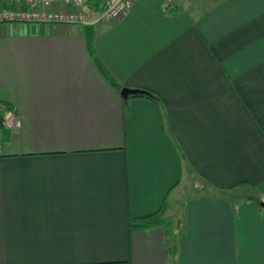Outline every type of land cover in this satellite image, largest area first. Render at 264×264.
I'll use <instances>...</instances> for the list:
<instances>
[{
  "label": "crops",
  "instance_id": "obj_1",
  "mask_svg": "<svg viewBox=\"0 0 264 264\" xmlns=\"http://www.w3.org/2000/svg\"><path fill=\"white\" fill-rule=\"evenodd\" d=\"M0 118V264H264V0L2 24Z\"/></svg>",
  "mask_w": 264,
  "mask_h": 264
},
{
  "label": "built area",
  "instance_id": "obj_2",
  "mask_svg": "<svg viewBox=\"0 0 264 264\" xmlns=\"http://www.w3.org/2000/svg\"><path fill=\"white\" fill-rule=\"evenodd\" d=\"M137 0H0V25L41 23L59 26L94 27L121 19ZM7 5V6H6ZM2 122L6 128L22 126L16 113L5 110Z\"/></svg>",
  "mask_w": 264,
  "mask_h": 264
},
{
  "label": "trees",
  "instance_id": "obj_3",
  "mask_svg": "<svg viewBox=\"0 0 264 264\" xmlns=\"http://www.w3.org/2000/svg\"><path fill=\"white\" fill-rule=\"evenodd\" d=\"M99 1L100 0H90L91 4H94V6H97ZM141 90H143V89H141ZM143 91L146 92L144 95H137V96H131V97L132 98H135V97H141L142 98L143 97V98H149V99L157 100V97L155 95H153V93H151L150 91H148V90H143ZM0 124H2L1 123V118H0ZM160 219H161L160 214L149 216V217H145V218H142V219H140L138 221L135 220L136 224H134L133 226L134 227H148L150 225L157 224V223L161 222Z\"/></svg>",
  "mask_w": 264,
  "mask_h": 264
},
{
  "label": "water",
  "instance_id": "obj_4",
  "mask_svg": "<svg viewBox=\"0 0 264 264\" xmlns=\"http://www.w3.org/2000/svg\"><path fill=\"white\" fill-rule=\"evenodd\" d=\"M145 93L146 92L141 89L124 88L122 89L120 95L124 100H128L131 96L144 95Z\"/></svg>",
  "mask_w": 264,
  "mask_h": 264
}]
</instances>
